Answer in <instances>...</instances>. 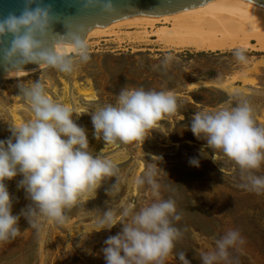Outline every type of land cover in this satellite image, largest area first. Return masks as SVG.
Instances as JSON below:
<instances>
[{
  "label": "rangeland",
  "instance_id": "rangeland-1",
  "mask_svg": "<svg viewBox=\"0 0 264 264\" xmlns=\"http://www.w3.org/2000/svg\"><path fill=\"white\" fill-rule=\"evenodd\" d=\"M145 31L151 28L122 24L92 36L83 52L64 56L70 71L47 65L5 79L0 140L14 139L15 125L35 118L25 92L40 83L53 103L72 109L74 122L86 132L87 151L110 161L114 174L64 208L59 219L43 214L18 189L22 175L5 181L18 234L0 241V264H106L104 242L122 234L142 209L165 201L175 205L168 219L178 235L159 264H205L204 257L212 255L217 257L212 264H264V187L252 183L264 180V161L256 169L242 168L191 132L197 114L244 104L252 109L255 126L264 128V52L244 50L241 61V49L173 50L153 35L145 39ZM130 90L171 94L175 111L140 140L109 144L102 133L96 138L92 116L117 106L120 95ZM125 210H130L126 217ZM107 212L121 217L111 229L98 226ZM230 232L238 239L221 258L218 242Z\"/></svg>",
  "mask_w": 264,
  "mask_h": 264
},
{
  "label": "clouds",
  "instance_id": "clouds-1",
  "mask_svg": "<svg viewBox=\"0 0 264 264\" xmlns=\"http://www.w3.org/2000/svg\"><path fill=\"white\" fill-rule=\"evenodd\" d=\"M105 3V11L114 13L112 0ZM252 3L257 4L258 0ZM54 23L50 7L44 6L42 0H24L21 10L0 16V66L6 73L20 76L24 65L40 62L62 71L71 70L70 62L62 55V47L53 51L42 45V38L49 34ZM72 47L83 52L86 45L76 39ZM237 58L246 59L244 50L237 52ZM25 95L35 118L15 125L14 139L0 140V241L9 234L13 237L18 234L17 217L12 215V200L5 181L22 175L18 189L23 188L43 214L59 219L64 208L75 205L83 194L93 192L104 177L114 174L110 161L94 158L87 151L86 132L74 122L70 107L53 103L40 83L32 85ZM175 108L171 94L125 91L117 106H107L92 116L96 138L102 133L109 144L117 140L125 143L140 140ZM191 132L197 138L206 137L210 146L222 150L242 168L256 169L264 161V128L255 126L252 109L247 104L213 114H197ZM252 183L257 188L264 187V180L254 179ZM175 211L174 203L165 201L134 215L122 234L104 242L106 264H159L172 252L178 235L168 219ZM129 212L125 210L123 216ZM120 219L107 212L98 226L111 229ZM237 239L238 233L230 232L218 242L221 258L227 257V248ZM216 258L205 256V264H212ZM180 259L184 260V256Z\"/></svg>",
  "mask_w": 264,
  "mask_h": 264
},
{
  "label": "bare ground",
  "instance_id": "bare-ground-1",
  "mask_svg": "<svg viewBox=\"0 0 264 264\" xmlns=\"http://www.w3.org/2000/svg\"><path fill=\"white\" fill-rule=\"evenodd\" d=\"M122 24L141 25L145 29L151 28V31L144 32V38L148 39L153 35L159 45L173 50L225 52L235 49H253L264 52V9L248 1L211 0L204 6L158 18L134 16L122 19L104 28L93 29L83 43L87 45L92 36L108 33ZM61 47L64 49L63 56L81 53L74 51L72 45L69 44L56 45V49ZM33 72L34 70H23L20 76ZM20 76L7 74L4 79ZM246 81L255 82L254 80Z\"/></svg>",
  "mask_w": 264,
  "mask_h": 264
},
{
  "label": "water",
  "instance_id": "water-1",
  "mask_svg": "<svg viewBox=\"0 0 264 264\" xmlns=\"http://www.w3.org/2000/svg\"><path fill=\"white\" fill-rule=\"evenodd\" d=\"M211 0H112L114 13L105 11V0H42L43 5L50 7L55 23L49 34L42 38L46 49L55 51L56 45L65 43L73 45L76 39L85 41L89 33L97 28H104L116 21L134 16H151L158 18L172 15L186 9L204 6ZM249 3L264 9V0L257 4ZM24 6V0H0V16L9 12H18ZM47 66L44 62L24 65L23 70H35ZM8 73L0 66V88Z\"/></svg>",
  "mask_w": 264,
  "mask_h": 264
}]
</instances>
